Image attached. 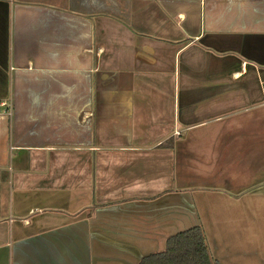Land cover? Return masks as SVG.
<instances>
[{"label": "crops", "instance_id": "obj_1", "mask_svg": "<svg viewBox=\"0 0 264 264\" xmlns=\"http://www.w3.org/2000/svg\"><path fill=\"white\" fill-rule=\"evenodd\" d=\"M263 70L264 0H0V264H137L194 227L264 264L230 257Z\"/></svg>", "mask_w": 264, "mask_h": 264}, {"label": "rangeland", "instance_id": "obj_2", "mask_svg": "<svg viewBox=\"0 0 264 264\" xmlns=\"http://www.w3.org/2000/svg\"><path fill=\"white\" fill-rule=\"evenodd\" d=\"M254 82L253 80L251 81ZM256 83L258 86H263L264 84V70L263 72H258V78L256 80ZM264 99L260 100L262 102ZM256 115H257V121H256V165L259 168V172L261 174V169H264V104L263 106H259L256 108ZM260 179L258 180V184L255 185L252 188V194L256 196L257 198V212L254 215V218H252V224H250V227L252 226V240L250 243L245 245V243L240 241V249L246 250V254L244 256H240L236 250H233L231 252V259H233V256L237 259H246L249 258L256 259V261H261L264 263V176H259ZM196 191V190H194ZM205 220V219H204ZM240 221L243 224V220L239 219H233L232 218H224L222 220H210V226L206 228L207 233V240L209 245L211 246V250L213 252V255L215 254L214 248H217V246L220 244V237H219V229L218 226L220 224H225V229H227L231 224H228L229 222H233L234 227H237ZM215 240V243L213 242ZM219 249H222L226 252H229L228 247L226 244H221ZM251 253V256H250Z\"/></svg>", "mask_w": 264, "mask_h": 264}, {"label": "trees", "instance_id": "obj_3", "mask_svg": "<svg viewBox=\"0 0 264 264\" xmlns=\"http://www.w3.org/2000/svg\"><path fill=\"white\" fill-rule=\"evenodd\" d=\"M137 264H214L203 231L194 227L167 239L165 250L140 259Z\"/></svg>", "mask_w": 264, "mask_h": 264}, {"label": "water", "instance_id": "obj_4", "mask_svg": "<svg viewBox=\"0 0 264 264\" xmlns=\"http://www.w3.org/2000/svg\"><path fill=\"white\" fill-rule=\"evenodd\" d=\"M260 50H261V49H260V47H259V51H260ZM255 52H257V50H255ZM242 54H243V55H242ZM242 54H241V56L244 57V56H245L244 53H242ZM245 58H246V57H245ZM254 61L257 62L259 65H260V64H263V63H261V61H260L259 59L257 60V59L255 58Z\"/></svg>", "mask_w": 264, "mask_h": 264}, {"label": "built area", "instance_id": "obj_5", "mask_svg": "<svg viewBox=\"0 0 264 264\" xmlns=\"http://www.w3.org/2000/svg\"><path fill=\"white\" fill-rule=\"evenodd\" d=\"M5 106H6L5 102H0V107H5ZM7 113L9 112L7 111Z\"/></svg>", "mask_w": 264, "mask_h": 264}]
</instances>
